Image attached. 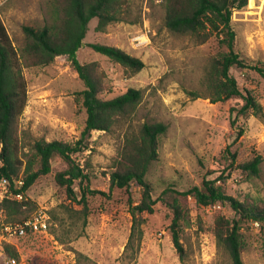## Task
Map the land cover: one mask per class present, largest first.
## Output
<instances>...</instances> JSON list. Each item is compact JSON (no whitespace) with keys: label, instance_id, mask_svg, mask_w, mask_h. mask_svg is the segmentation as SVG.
Listing matches in <instances>:
<instances>
[{"label":"rangeland","instance_id":"rangeland-1","mask_svg":"<svg viewBox=\"0 0 264 264\" xmlns=\"http://www.w3.org/2000/svg\"><path fill=\"white\" fill-rule=\"evenodd\" d=\"M52 0H0V15L20 52L25 46V25L45 26L52 22ZM123 9L120 20L98 31L93 18L78 50L82 63L98 62L103 71L104 90L109 99L129 88H139L143 98L130 124L138 129L145 122H164L168 129L159 140V158L147 175L158 198L170 185L185 191L201 185L215 164L226 161L227 148L237 152L238 161L262 156L259 176L242 170L226 171L219 181L226 193L253 210L264 209V114L241 119L244 133L237 140L231 127L230 109L241 98L212 102L205 75L213 55L228 51L218 37L197 43L191 35H180L165 24L164 0H118ZM237 32L236 50L250 63L264 67V0H249L233 14ZM120 47L145 62L142 70L129 74L125 67L95 51L90 44ZM28 84V101L19 119V135L24 151H30L36 139L74 143L81 136L87 119L83 96L84 81L66 55H58L48 65H24ZM244 94L251 93L263 106L264 76L250 68L233 67ZM190 91L203 97L193 98ZM129 123L115 125L109 131L95 130L88 147L77 160L90 174V185L103 193L88 195V213L82 204L69 198L56 174L67 168L59 156L52 170L41 175L23 198L30 217L41 214L47 228L28 231L24 236L0 237V264H10L4 244L18 251L16 264H233L225 246L215 235L218 216L241 219L242 257L245 264H264V220L241 218L230 204L199 205L192 196H183L184 216L181 257L173 240L171 224L174 212L162 201L153 213H143L135 223L132 206L142 198L141 188L111 186L110 175L119 154L124 131ZM222 169V168H221ZM230 173V174H229ZM81 197V182L76 181ZM14 196L8 185L0 184V202ZM8 221L0 209V222Z\"/></svg>","mask_w":264,"mask_h":264},{"label":"trees","instance_id":"trees-1","mask_svg":"<svg viewBox=\"0 0 264 264\" xmlns=\"http://www.w3.org/2000/svg\"><path fill=\"white\" fill-rule=\"evenodd\" d=\"M249 0H164L166 9L165 24L174 33L191 35L197 43H205L218 37L228 51L213 55L205 75V84L212 102L241 98L239 106L230 109L231 127L236 130L237 140L244 133L241 119L251 115L263 117V106L251 94H244L231 69L235 66L250 68L264 76V67L252 64L236 50L237 32L233 25V14L243 8ZM52 22L45 26L25 25V46L22 53L16 48L8 29L0 15V182L7 181L14 196L0 202V209L8 215L9 222H24L30 218V208H25V201L16 197L25 194L29 187L41 175L52 170L56 156L61 157L67 168L56 174L57 182L66 188L70 199L82 204L84 215L88 213V195L103 193L93 189L89 183L91 177L76 158V154L88 147V140L95 130L109 131L115 125H127L119 154L110 175L111 186L129 188L138 183L142 198L132 206L134 221L140 224L143 213H153L158 201H162L174 212L171 224L173 240L181 257L185 248L181 241L182 219L184 216L181 199L192 196L199 205L208 206L216 203L230 204L241 218L264 220V209L253 210L239 199L225 192L219 181H225V172L242 170L244 173L259 176L262 156L246 161H238L237 152L227 148L228 165L218 162L211 173L220 172L215 177H206L201 185H195L185 191L170 185L161 195L154 196L153 183L148 179L151 165L159 158V140L166 133L168 126L164 122H145L138 129L130 124L143 98V91L131 87L124 93L105 99L99 94L104 90L103 71L98 62L82 63L78 50L88 31L93 18H98L96 29L105 31L107 26L120 20L121 6L118 0H52ZM90 46L111 60L125 67L129 74L143 69L145 62L124 49L102 43ZM58 55H66L85 88L79 92L83 96V105L87 111L85 126L81 136L74 143L45 139H36L30 151H24L19 135V119L28 101V84L23 75L24 65H48ZM193 98L203 97L197 91L189 92ZM222 168V169H221ZM229 173V174H230ZM81 182V197L77 193L76 181ZM22 181V182H21ZM21 182V183H20ZM254 212L261 215L255 216ZM241 219L230 220L218 216L215 223V235L219 244L229 251L233 264H245L242 257ZM26 235V234H25ZM24 236V235H21ZM4 252L10 258L18 256L17 248L6 242Z\"/></svg>","mask_w":264,"mask_h":264},{"label":"built area","instance_id":"built-area-1","mask_svg":"<svg viewBox=\"0 0 264 264\" xmlns=\"http://www.w3.org/2000/svg\"><path fill=\"white\" fill-rule=\"evenodd\" d=\"M0 184L6 185L7 181H1ZM16 197L19 199L23 198V193H17ZM46 228V220L41 214L30 217L24 222L2 221L0 222V237L7 238L13 236H21L25 235L29 230L38 231ZM9 262L10 264H16L17 260L16 258H11Z\"/></svg>","mask_w":264,"mask_h":264},{"label":"water","instance_id":"water-1","mask_svg":"<svg viewBox=\"0 0 264 264\" xmlns=\"http://www.w3.org/2000/svg\"><path fill=\"white\" fill-rule=\"evenodd\" d=\"M83 45H84V43H83ZM253 215H255V216H259V215H261V214H260V213H257V212H254Z\"/></svg>","mask_w":264,"mask_h":264}]
</instances>
